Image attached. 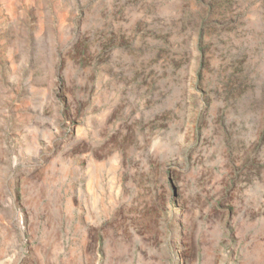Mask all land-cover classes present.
I'll return each mask as SVG.
<instances>
[{
	"label": "rangeland",
	"instance_id": "rangeland-1",
	"mask_svg": "<svg viewBox=\"0 0 264 264\" xmlns=\"http://www.w3.org/2000/svg\"><path fill=\"white\" fill-rule=\"evenodd\" d=\"M0 264H264V0H0Z\"/></svg>",
	"mask_w": 264,
	"mask_h": 264
}]
</instances>
